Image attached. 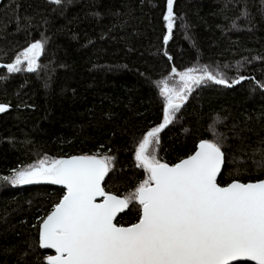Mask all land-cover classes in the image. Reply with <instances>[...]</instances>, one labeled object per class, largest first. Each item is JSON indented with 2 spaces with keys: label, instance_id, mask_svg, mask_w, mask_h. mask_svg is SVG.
Masks as SVG:
<instances>
[{
  "label": "trees",
  "instance_id": "trees-1",
  "mask_svg": "<svg viewBox=\"0 0 264 264\" xmlns=\"http://www.w3.org/2000/svg\"><path fill=\"white\" fill-rule=\"evenodd\" d=\"M166 10L167 0H3L0 178L43 158L108 155L102 186L123 197L145 176L139 140L163 118L156 82L173 67L207 66L239 82L195 88L159 133L158 159L186 158L214 139L212 124L224 153L221 186L264 179V0H174L171 32ZM38 40L36 70L9 73L5 65ZM63 194L51 183L0 179V264H47L39 224ZM138 212L133 201L114 223H135Z\"/></svg>",
  "mask_w": 264,
  "mask_h": 264
},
{
  "label": "snow or ice",
  "instance_id": "snow-or-ice-1",
  "mask_svg": "<svg viewBox=\"0 0 264 264\" xmlns=\"http://www.w3.org/2000/svg\"><path fill=\"white\" fill-rule=\"evenodd\" d=\"M51 2L59 5L61 0ZM163 19L171 32L173 0H167ZM168 40L165 35V44ZM42 50V41H35L5 67L9 73L19 72L26 62L27 70L34 71ZM169 75L179 78V87L170 86L169 77L156 82L163 121L139 140L135 160L145 176L123 197L102 186L112 168L113 157L108 155L42 159L0 178L13 186H63V196L39 224V247L55 250L46 256L47 264H230L241 258L264 264V179H234L221 186L217 177L224 153L213 125L214 139H201L178 163L161 162L150 147L159 145V133L173 122L195 87L207 81L230 87L239 80L229 84L207 66L183 71L173 67ZM7 107L0 103V112ZM219 120L214 118L213 124ZM133 201L139 205L138 221L114 223L117 213Z\"/></svg>",
  "mask_w": 264,
  "mask_h": 264
},
{
  "label": "rangeland",
  "instance_id": "rangeland-1",
  "mask_svg": "<svg viewBox=\"0 0 264 264\" xmlns=\"http://www.w3.org/2000/svg\"><path fill=\"white\" fill-rule=\"evenodd\" d=\"M174 1V0H173ZM40 57V56H39ZM39 59V58H38ZM14 62V61H13ZM12 62V63H13ZM37 64H38V60H37ZM21 68H24L25 70H27V63L26 62H22V64H21ZM167 77H169V85L170 86H173V85H175V86H177V87H179V78L178 77H174V76H170V75H168ZM206 83V82H205ZM203 84V83H202ZM201 84V85H202ZM200 86V85H199ZM198 87V86H197ZM197 87H195V88H197ZM194 88V89H195ZM193 89V90H194ZM190 95V94H189ZM162 121H163V118H162ZM162 121L160 122V123H162ZM158 126V125H157ZM151 148H154L155 149V151L157 150V146L156 145H152V146H150ZM43 159H47V160H50V159H52V158H43ZM42 160V159H41ZM39 162V161H38ZM37 162V163H38ZM135 162H136V160H135ZM36 164V163H35ZM136 164H137V162H136ZM139 167V166H138ZM140 168H142V167H140ZM143 169V168H142ZM39 183H48V182H39Z\"/></svg>",
  "mask_w": 264,
  "mask_h": 264
},
{
  "label": "water",
  "instance_id": "water-1",
  "mask_svg": "<svg viewBox=\"0 0 264 264\" xmlns=\"http://www.w3.org/2000/svg\"><path fill=\"white\" fill-rule=\"evenodd\" d=\"M3 2V0H0V5H1V3ZM223 167V163H222V166H221V168ZM222 172V171H221ZM220 174L221 173H219L218 174V177L220 176ZM218 177H217V179H218ZM102 184H103V182H102ZM61 188H63V186L62 185H59ZM53 210V209H52ZM51 210V211H52ZM126 209H124V210H122L121 212H119V213H117V216L118 215H120V214H122L124 211H125ZM116 216V217H117ZM116 219V218H115ZM114 222H115V220H114ZM44 250H47V251H50V252H52V255H55V250L54 249H46V248H43ZM240 262H248V263H251V264H255V261H250V260H247V259H245V258H241V259H239V260H237V261H232V262H230V264H236V263H240Z\"/></svg>",
  "mask_w": 264,
  "mask_h": 264
}]
</instances>
